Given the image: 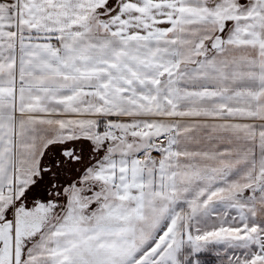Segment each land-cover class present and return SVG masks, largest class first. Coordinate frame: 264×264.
I'll list each match as a JSON object with an SVG mask.
<instances>
[{
    "label": "snow or ice",
    "instance_id": "6c2138e0",
    "mask_svg": "<svg viewBox=\"0 0 264 264\" xmlns=\"http://www.w3.org/2000/svg\"><path fill=\"white\" fill-rule=\"evenodd\" d=\"M264 264V0H0V264Z\"/></svg>",
    "mask_w": 264,
    "mask_h": 264
},
{
    "label": "rangeland",
    "instance_id": "374dc122",
    "mask_svg": "<svg viewBox=\"0 0 264 264\" xmlns=\"http://www.w3.org/2000/svg\"><path fill=\"white\" fill-rule=\"evenodd\" d=\"M207 264H217V257L214 254H206Z\"/></svg>",
    "mask_w": 264,
    "mask_h": 264
}]
</instances>
